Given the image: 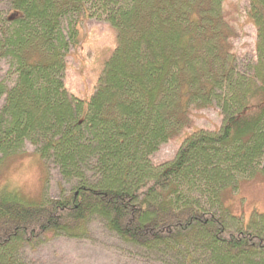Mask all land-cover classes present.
<instances>
[{"label":"trees","instance_id":"obj_1","mask_svg":"<svg viewBox=\"0 0 264 264\" xmlns=\"http://www.w3.org/2000/svg\"><path fill=\"white\" fill-rule=\"evenodd\" d=\"M248 1L254 58L241 69L223 0H7L0 156L36 145L46 178L50 160L69 191L33 201L0 189V264H28L21 249L53 236L86 237L95 217L165 264H264V214L244 224L224 194L264 174V0ZM85 17L111 31L108 43L88 34L91 83L77 94L65 57ZM191 105L218 106L220 125L192 128L172 159L153 164Z\"/></svg>","mask_w":264,"mask_h":264},{"label":"rangeland","instance_id":"obj_2","mask_svg":"<svg viewBox=\"0 0 264 264\" xmlns=\"http://www.w3.org/2000/svg\"><path fill=\"white\" fill-rule=\"evenodd\" d=\"M7 0H0V8H6ZM248 0H223L222 13L224 21L231 29L228 38L230 52L236 56L237 67L243 68L254 58L255 27L248 17ZM13 12L10 16H13ZM63 24V32L69 34L71 25ZM73 23V22H72ZM81 39L67 50L64 79L67 86L77 94L87 91L91 83L90 64L95 51L89 50L88 34L92 38L107 39L110 35L108 23L99 18L85 17L79 21ZM103 49L101 45L98 50ZM105 56V50L102 51ZM101 59V57H100ZM93 66H97L94 62ZM8 64L0 59V80L7 75ZM2 99H0V105ZM185 118L181 130L162 142L150 154L153 164H159L174 157L181 138L194 127L213 130L221 123L220 109L216 105L205 107L189 106L183 114ZM36 145L25 141L23 147L15 154L0 156V189L16 187L19 192L33 201L43 197H58L61 189L69 191V185L62 181L57 166L50 160L47 163V178L42 160L36 153ZM226 205L231 212L246 224L254 214H264V174L254 173L241 177L233 189L224 192ZM101 218H92L89 234L82 238L64 235L53 236L44 240L35 248L24 246L18 254L19 259L28 264H165L167 257L150 253L138 247L122 242L109 232Z\"/></svg>","mask_w":264,"mask_h":264}]
</instances>
